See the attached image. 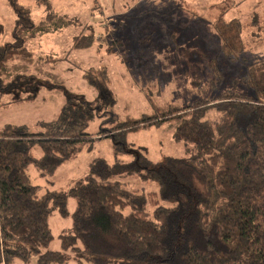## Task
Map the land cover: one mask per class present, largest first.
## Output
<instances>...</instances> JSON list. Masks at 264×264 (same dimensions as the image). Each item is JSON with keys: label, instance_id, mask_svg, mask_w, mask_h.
Wrapping results in <instances>:
<instances>
[{"label": "trees", "instance_id": "obj_1", "mask_svg": "<svg viewBox=\"0 0 264 264\" xmlns=\"http://www.w3.org/2000/svg\"><path fill=\"white\" fill-rule=\"evenodd\" d=\"M7 1L15 19L11 38L0 44V95L16 93L17 102L33 90L34 75L13 66L33 55L27 42L40 38L55 12L48 2L46 16L36 21L29 7ZM223 14L215 23L221 45L207 62L212 76L192 77V103L158 104L146 89L152 112L121 120L108 68L90 66L83 77L93 98L65 91L54 119L39 120L35 129L25 123L0 127V264H26L33 256L35 264H264V57L241 60L242 20ZM261 19H252L256 30ZM94 42L92 31L76 35L70 49ZM222 60L241 63L243 72L227 80ZM40 84L65 89L54 81ZM95 118L99 126L91 133ZM168 123L175 124L173 139L188 156L154 163L144 146L128 141L131 131ZM106 137L113 140V163L93 159L67 189L42 194L33 183L31 166L51 173ZM127 176L158 188H133L122 180ZM70 197L76 200L72 227L58 234L61 250H50V217L55 210L68 217Z\"/></svg>", "mask_w": 264, "mask_h": 264}, {"label": "rangeland", "instance_id": "obj_2", "mask_svg": "<svg viewBox=\"0 0 264 264\" xmlns=\"http://www.w3.org/2000/svg\"><path fill=\"white\" fill-rule=\"evenodd\" d=\"M32 10L36 21L46 16L47 4L53 7L55 18L40 38L27 42L31 57L19 58L14 70L34 75L33 90L21 93L23 100L13 102L16 93L0 95V127L6 123H25L32 129L39 120H52L64 102L65 91L86 99L94 97L83 77L90 66H106L110 73V87L116 97L115 107L121 120L152 112L146 89L154 91L158 104H189L197 97L191 89L193 76L204 81L211 78L208 60L219 51L221 42L215 30L216 20L239 17L243 23L246 52L243 62L264 57V21L256 30L252 19L264 18V0H18ZM15 13L7 0H0V44L11 38ZM172 19V22H170ZM175 22V23H174ZM254 30L260 35L253 34ZM94 33L91 48L70 49L71 36ZM174 32V34H173ZM173 34V35H172ZM147 37V38H146ZM227 80L243 72L241 63L222 60ZM62 83V89L51 90L40 83ZM31 94V97L29 96ZM11 103H7V102ZM99 119H93L88 131L96 132ZM175 124L140 129L128 134V141L144 146L154 163L168 155L186 157L190 153L183 143L173 139ZM37 157L41 151H34ZM113 163V140L106 137L95 141L91 150H83L66 160L51 173L31 166L29 173L41 193L67 189L83 177L95 158ZM129 160V156H124ZM131 187L157 189L153 182H142L135 177H124ZM76 200H68L69 216L54 211L50 226L55 237L48 249L61 250L58 234L72 227V213ZM31 257L26 264H35ZM22 264V263H19ZM69 264H78L71 260Z\"/></svg>", "mask_w": 264, "mask_h": 264}, {"label": "crops", "instance_id": "obj_3", "mask_svg": "<svg viewBox=\"0 0 264 264\" xmlns=\"http://www.w3.org/2000/svg\"><path fill=\"white\" fill-rule=\"evenodd\" d=\"M170 22H172V19H171V21H170ZM172 23H173V22H172ZM174 23H175V22H174ZM173 34H174V32H173ZM173 34H172V35H173ZM72 37H73V36H71V37H70V38H71V43H70V46H71V44H72ZM92 46H93V45H92ZM92 46H91V47H92ZM91 47H89V48H91Z\"/></svg>", "mask_w": 264, "mask_h": 264}]
</instances>
